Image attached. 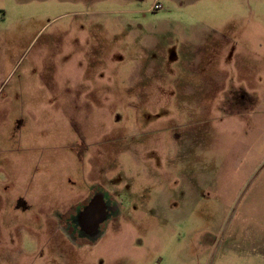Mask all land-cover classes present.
Masks as SVG:
<instances>
[{"label":"rangeland","instance_id":"obj_1","mask_svg":"<svg viewBox=\"0 0 264 264\" xmlns=\"http://www.w3.org/2000/svg\"><path fill=\"white\" fill-rule=\"evenodd\" d=\"M0 264H264V0H0Z\"/></svg>","mask_w":264,"mask_h":264},{"label":"flooded vegetation","instance_id":"obj_2","mask_svg":"<svg viewBox=\"0 0 264 264\" xmlns=\"http://www.w3.org/2000/svg\"><path fill=\"white\" fill-rule=\"evenodd\" d=\"M92 202V201H91ZM92 203H96L94 205H97V203L99 205H97V207L94 209V212L91 214V217L88 219V223H90L91 226H94L93 224H96V222H98L99 220L102 221L103 218V213H104V204L102 202H92Z\"/></svg>","mask_w":264,"mask_h":264},{"label":"built area","instance_id":"obj_3","mask_svg":"<svg viewBox=\"0 0 264 264\" xmlns=\"http://www.w3.org/2000/svg\"><path fill=\"white\" fill-rule=\"evenodd\" d=\"M162 8V5L156 1L153 6L151 7L152 10H157V9H161Z\"/></svg>","mask_w":264,"mask_h":264}]
</instances>
